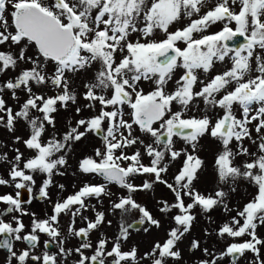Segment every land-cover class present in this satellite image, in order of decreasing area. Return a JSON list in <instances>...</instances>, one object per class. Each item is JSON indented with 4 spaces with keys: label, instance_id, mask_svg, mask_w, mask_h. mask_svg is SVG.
I'll list each match as a JSON object with an SVG mask.
<instances>
[{
    "label": "snow or ice",
    "instance_id": "1",
    "mask_svg": "<svg viewBox=\"0 0 264 264\" xmlns=\"http://www.w3.org/2000/svg\"><path fill=\"white\" fill-rule=\"evenodd\" d=\"M0 128L4 264H181L186 236L194 264H264V0H0ZM72 168L88 179L65 194ZM199 216L220 247L191 235Z\"/></svg>",
    "mask_w": 264,
    "mask_h": 264
},
{
    "label": "rangeland",
    "instance_id": "2",
    "mask_svg": "<svg viewBox=\"0 0 264 264\" xmlns=\"http://www.w3.org/2000/svg\"><path fill=\"white\" fill-rule=\"evenodd\" d=\"M8 103L14 104L15 102L11 100V98H8ZM73 116V113L71 111L65 112L61 110L58 115H57V120H58V126L63 125L69 118ZM25 129L17 125V132L16 135H25ZM91 139V137H90ZM0 141L4 142L5 144L10 143L11 141V134H9L5 129L0 128ZM87 143V142H85ZM204 155H206L209 159L212 157V152H213V145H211L208 140L206 139L204 141ZM181 143H177V147H180ZM17 147L21 148V151L25 152V155H28V152L24 149L23 145H17ZM81 148H83V145L80 146V148L77 149V151H80ZM6 149H0V153L2 151H5ZM12 153L9 152V156H11ZM75 158V155L74 157ZM71 163V160H70ZM7 165L4 163H0V174H3ZM75 171V168L69 169L68 174L63 176V177H56V182L57 183H63L66 186V193H70L73 191L72 185L77 184L84 179H88L87 177L84 176H73L72 172ZM211 175H212V169L210 167H206L204 170V173L202 175V180L200 187L201 188H207L209 187V182L211 180ZM37 184L41 182V177L37 176ZM137 183L141 182L140 180L136 181ZM5 191H11V189L5 188V187H0V193L5 192ZM53 195L56 193V189L53 188L52 190ZM113 191H116V188H113ZM252 192V188L246 184H241L239 192L233 197L234 202H239L241 198H245L247 193ZM155 196L156 197H170V193L168 192L167 189L163 188V186H157L155 189ZM136 199L138 202H141L148 206L150 209L153 210L154 215H157L159 217V214L156 212L154 208L155 200L153 199V193L152 192H139L136 194ZM105 206H107V201H105ZM31 210L35 211L38 215H43L44 211H46V207L44 204H42L40 201L36 200L33 201V203L30 206ZM198 211V210H197ZM212 217L214 219H218V213L216 211L212 212ZM107 219L112 220V226L108 227L107 224L103 225L100 229L101 232H104L106 236L108 237H113V235L117 231V226H118V219L119 216L118 214L116 216L113 215H108ZM25 223H28V217H24ZM64 222V221H62ZM80 224H77V227H79ZM207 220L204 219L203 216H199L197 221L195 222L192 230H191V235L194 237H199L202 239V241H206L205 246H213L215 245L216 247H220V244L217 242L216 237H205L203 235V229L207 227ZM165 227H167V224L165 223ZM259 232L262 237H264V228H260ZM97 233H93L91 236V239L95 241L97 239ZM164 236V231L163 229L157 230L155 228H152L148 233H144L142 230L140 231H131L129 239L123 243V247L125 250H127L130 246L135 245L138 247L140 253L142 254L145 250L149 249L150 246L158 239L163 238ZM47 239L46 236L43 234L41 235V241ZM76 241L72 240L69 244V247H72L76 245ZM18 247L20 246L19 244L17 245ZM179 247L181 248L183 252V261L181 264H194V261L200 256L199 252H196L195 254L191 253L188 251L189 248V238L186 236L184 240L180 243ZM55 250V249H53ZM6 258V253L3 250H0V264H4ZM76 257H73L74 259ZM69 264H71V259L69 260ZM243 264V262H241Z\"/></svg>",
    "mask_w": 264,
    "mask_h": 264
},
{
    "label": "water",
    "instance_id": "3",
    "mask_svg": "<svg viewBox=\"0 0 264 264\" xmlns=\"http://www.w3.org/2000/svg\"><path fill=\"white\" fill-rule=\"evenodd\" d=\"M25 198H26V192H25Z\"/></svg>",
    "mask_w": 264,
    "mask_h": 264
}]
</instances>
